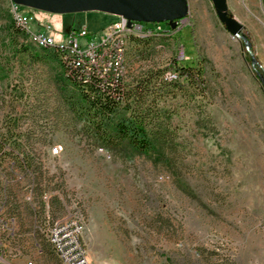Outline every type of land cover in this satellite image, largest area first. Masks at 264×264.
<instances>
[{"label":"rangeland","instance_id":"374dc122","mask_svg":"<svg viewBox=\"0 0 264 264\" xmlns=\"http://www.w3.org/2000/svg\"><path fill=\"white\" fill-rule=\"evenodd\" d=\"M228 5L263 74L264 0ZM22 8L38 15L35 29L51 25L58 37L116 20L102 11ZM13 10L0 0V260L62 264L48 231L71 215L84 222L89 264H264V87L212 0H189L171 36L129 42L127 89L150 79L149 93L139 95L141 108L131 97L115 115L146 109L163 155L96 134L83 118L81 91L15 30ZM141 24L168 30L166 22ZM182 62L196 76H183ZM173 68L179 79L165 81Z\"/></svg>","mask_w":264,"mask_h":264},{"label":"built area","instance_id":"2783aa9c","mask_svg":"<svg viewBox=\"0 0 264 264\" xmlns=\"http://www.w3.org/2000/svg\"><path fill=\"white\" fill-rule=\"evenodd\" d=\"M19 16V29L30 33L32 37H41L51 40V47L60 52L64 58L67 70L73 73L74 79L110 81L108 90L123 89L127 74V55L129 49V35L133 33H165L172 35L185 21H179L178 28L169 30L161 26L145 28L141 22L132 21L125 16H116L107 26L98 32H92L87 26L73 27L67 34L60 32L59 37L53 35L52 26L44 25L42 29H35L34 23L39 21L35 12H27L21 4L13 2ZM98 34V39H93L82 44L83 37H92ZM180 58H185L184 49L180 50ZM165 81L179 79L176 68L164 72ZM84 222L71 215L63 216L53 222L48 231V241L62 264H89V252L83 237ZM30 264V261L28 262Z\"/></svg>","mask_w":264,"mask_h":264},{"label":"trees","instance_id":"16d2710c","mask_svg":"<svg viewBox=\"0 0 264 264\" xmlns=\"http://www.w3.org/2000/svg\"><path fill=\"white\" fill-rule=\"evenodd\" d=\"M168 23V22H166ZM12 26L16 31L21 32L26 38L27 33H24L14 23ZM168 30L170 25L168 24ZM194 39V32L192 31ZM138 39V38H132ZM131 39V41H132ZM141 41L140 39H138ZM130 41V42H131ZM178 46H182L181 40L178 41ZM195 44V39H194ZM42 51L41 58L49 60L55 58L59 63L64 78L74 87L81 91V100L84 103L82 105L83 118L87 122L96 134L102 136L108 143L120 144L127 142L134 150L140 153L157 152L158 154H164L163 147H160V135L157 132L149 129L147 122L146 112L138 110L134 111L131 115L121 114L116 116V111L119 105L124 100H129L131 97L136 100L137 106H142L144 95L149 93V81L150 79H144L133 87L130 91L125 84L123 89L120 87L115 90H108L104 88H110V81L91 80L88 82V78H81V81H77L73 77V73L67 70V65L60 58V53L54 47H38ZM177 69V68H176ZM179 70L183 76H187L188 79L196 76L194 73V67L191 64L182 62V66ZM199 74V73H198ZM198 76V75H197ZM139 100V101H137ZM161 149V150H160ZM27 167L31 166V163H26Z\"/></svg>","mask_w":264,"mask_h":264},{"label":"water","instance_id":"95a60500","mask_svg":"<svg viewBox=\"0 0 264 264\" xmlns=\"http://www.w3.org/2000/svg\"><path fill=\"white\" fill-rule=\"evenodd\" d=\"M14 2L54 14H69L102 11L125 16L139 22H168L170 28L177 29L179 21L189 14V0H13ZM220 21L234 38H239L251 55L252 65H260L251 49L250 39L242 33L244 25L229 14L228 0H212ZM258 79L264 87V73L256 69Z\"/></svg>","mask_w":264,"mask_h":264},{"label":"bare ground","instance_id":"6f19581e","mask_svg":"<svg viewBox=\"0 0 264 264\" xmlns=\"http://www.w3.org/2000/svg\"><path fill=\"white\" fill-rule=\"evenodd\" d=\"M11 1L13 4L14 1L13 0H11ZM13 21H14V24L17 27H19V16H18V12H17L15 7L13 10ZM153 34H163V33H133V34L129 35V42L131 41L132 38H148V37H151ZM27 35H28V38L32 44H34L38 47H51V40H44L41 37H32V39H31V34L27 33ZM57 52L60 53L59 51H57ZM60 58L62 59V61H64V58L62 56H60Z\"/></svg>","mask_w":264,"mask_h":264},{"label":"crops","instance_id":"0c3cea01","mask_svg":"<svg viewBox=\"0 0 264 264\" xmlns=\"http://www.w3.org/2000/svg\"><path fill=\"white\" fill-rule=\"evenodd\" d=\"M43 251V249L41 250ZM7 260H0V264H28V262L25 261L24 258L22 257H13V256H8ZM32 263V262H31Z\"/></svg>","mask_w":264,"mask_h":264}]
</instances>
